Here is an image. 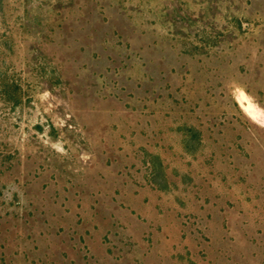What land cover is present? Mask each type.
Masks as SVG:
<instances>
[{
	"label": "rangeland",
	"instance_id": "1",
	"mask_svg": "<svg viewBox=\"0 0 264 264\" xmlns=\"http://www.w3.org/2000/svg\"><path fill=\"white\" fill-rule=\"evenodd\" d=\"M0 264H264V0H0Z\"/></svg>",
	"mask_w": 264,
	"mask_h": 264
},
{
	"label": "bare ground",
	"instance_id": "2",
	"mask_svg": "<svg viewBox=\"0 0 264 264\" xmlns=\"http://www.w3.org/2000/svg\"><path fill=\"white\" fill-rule=\"evenodd\" d=\"M238 101H239L240 105L243 107V109L245 110V112H247V114L251 118H253V119L259 118V116L261 114L258 111L259 109H257L258 107L255 106V104L252 102L250 96L245 91H241L239 93Z\"/></svg>",
	"mask_w": 264,
	"mask_h": 264
},
{
	"label": "trees",
	"instance_id": "3",
	"mask_svg": "<svg viewBox=\"0 0 264 264\" xmlns=\"http://www.w3.org/2000/svg\"><path fill=\"white\" fill-rule=\"evenodd\" d=\"M189 129H190L189 132H191V134L194 135L192 140L197 141L199 143V132L195 130L193 127Z\"/></svg>",
	"mask_w": 264,
	"mask_h": 264
}]
</instances>
